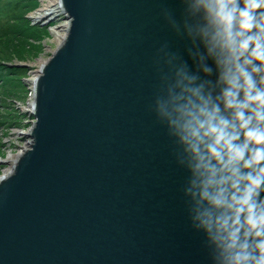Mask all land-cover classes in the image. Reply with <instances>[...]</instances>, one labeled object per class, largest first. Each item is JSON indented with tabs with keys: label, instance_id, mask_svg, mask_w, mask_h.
<instances>
[{
	"label": "water",
	"instance_id": "95a60500",
	"mask_svg": "<svg viewBox=\"0 0 264 264\" xmlns=\"http://www.w3.org/2000/svg\"><path fill=\"white\" fill-rule=\"evenodd\" d=\"M63 42L32 80L29 144L0 177V264H210L185 173L149 111L155 57L183 55L178 0H59Z\"/></svg>",
	"mask_w": 264,
	"mask_h": 264
},
{
	"label": "clouds",
	"instance_id": "9594fccd",
	"mask_svg": "<svg viewBox=\"0 0 264 264\" xmlns=\"http://www.w3.org/2000/svg\"><path fill=\"white\" fill-rule=\"evenodd\" d=\"M178 4L160 15L183 55L157 50L149 111L210 264H264V0Z\"/></svg>",
	"mask_w": 264,
	"mask_h": 264
},
{
	"label": "trees",
	"instance_id": "16d2710c",
	"mask_svg": "<svg viewBox=\"0 0 264 264\" xmlns=\"http://www.w3.org/2000/svg\"><path fill=\"white\" fill-rule=\"evenodd\" d=\"M40 0H0V129L20 126L26 113L14 104L25 103L30 94L23 82L29 68L13 64L26 62L42 52L40 41L47 27L31 25L26 15Z\"/></svg>",
	"mask_w": 264,
	"mask_h": 264
},
{
	"label": "rangeland",
	"instance_id": "374dc122",
	"mask_svg": "<svg viewBox=\"0 0 264 264\" xmlns=\"http://www.w3.org/2000/svg\"><path fill=\"white\" fill-rule=\"evenodd\" d=\"M53 0H40L37 3V9L29 12L26 15V18L29 20L31 25H39L41 27H47L48 35L45 36L41 41L40 44L42 46V52L32 59H28L26 62H17L14 60L13 64H17L22 67L29 68L28 70V77L23 80L25 85L27 86L29 93L32 87L31 80L35 77V71L38 67L40 61L47 60L50 58L53 51L58 46L55 40V37L52 34V30L58 27L65 19V15L63 13L60 14L57 18L53 21H49L48 19H42L40 21L34 20L33 18L39 14H42L43 9L49 8ZM51 8V7H50ZM30 95L27 96L25 103L16 104L18 109L22 113H26L27 115L24 116L22 123L20 126L11 127L8 130L0 129V177L6 175L10 170V163L7 161L6 158L8 154H16L18 150L27 149L29 144V139L26 138V134L31 129L32 123L34 119L30 117L27 113V110L30 108Z\"/></svg>",
	"mask_w": 264,
	"mask_h": 264
},
{
	"label": "bare ground",
	"instance_id": "6f19581e",
	"mask_svg": "<svg viewBox=\"0 0 264 264\" xmlns=\"http://www.w3.org/2000/svg\"><path fill=\"white\" fill-rule=\"evenodd\" d=\"M42 11H44V12H42V14H39V15L35 16L33 19L37 20V21H40L42 19H48L49 21L50 20L53 21L55 18H57L59 16V12H60V14L63 13L66 16L65 11L60 6V1L59 0H53L51 5L49 6V8L43 9ZM69 25H70V20L66 19L58 27H56L55 29L52 30V34L55 37V40H56V43H57L58 46L63 42V39H64V37H65V35H66L67 31H68ZM45 62H46V60L40 61L38 66L40 67ZM37 72L38 71L36 70L35 71V75L37 74ZM14 157L15 156H11L10 155L7 158L8 159L7 161L10 163V167H9L10 170H11V167H12V163H13V161L15 160V158L17 156L15 158ZM10 170H9V172H10ZM6 175H3V176H6Z\"/></svg>",
	"mask_w": 264,
	"mask_h": 264
},
{
	"label": "built area",
	"instance_id": "2783aa9c",
	"mask_svg": "<svg viewBox=\"0 0 264 264\" xmlns=\"http://www.w3.org/2000/svg\"><path fill=\"white\" fill-rule=\"evenodd\" d=\"M30 99H31V102H30V104H29V105H30L29 110L31 109V107H32V103H33V102H32V97H31V95H30ZM15 103H16V104H19L18 102H15ZM24 150H25V149L18 150V151L16 152V154H11V153H10V154L7 155L6 158H8L10 155H11V156H15V157L17 156V157H18L20 154H22V152H23ZM15 157H14V158H15ZM17 157H16V158H17Z\"/></svg>",
	"mask_w": 264,
	"mask_h": 264
}]
</instances>
